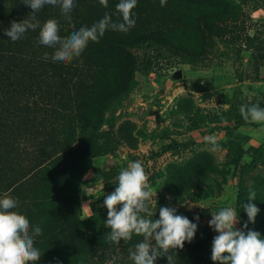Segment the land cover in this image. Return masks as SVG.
<instances>
[{"label": "rangeland", "instance_id": "rangeland-1", "mask_svg": "<svg viewBox=\"0 0 264 264\" xmlns=\"http://www.w3.org/2000/svg\"><path fill=\"white\" fill-rule=\"evenodd\" d=\"M149 4L138 6L134 15L146 11L141 25L154 22L163 33L141 49L126 93L104 102L102 89L92 96L93 106L83 114L92 134L84 137L77 154L68 153L76 137L66 131L73 125L66 109L52 118L47 134L31 126L22 132L19 125L14 129L18 136L8 141L0 136V198L6 193L15 198L14 210L42 228L35 247L43 263L53 264L59 250L53 238L61 234L57 225L65 220L66 198L74 197L70 204L78 207L79 218L93 217L96 234L106 237L110 229L103 200L118 186L121 168L136 160L156 190L153 220L159 219L161 206L172 207L197 223L196 233L203 231L204 253L195 263L214 264L211 244L217 233L208 222L233 196L237 227L243 228V205L249 191L256 192L252 203L260 211L248 229L264 238V125L245 122L239 112L241 105L264 108V0ZM109 65L100 83L116 80L121 68L116 62ZM210 135L222 151L209 150L205 138ZM23 138L25 149L17 145Z\"/></svg>", "mask_w": 264, "mask_h": 264}, {"label": "trees", "instance_id": "trees-1", "mask_svg": "<svg viewBox=\"0 0 264 264\" xmlns=\"http://www.w3.org/2000/svg\"><path fill=\"white\" fill-rule=\"evenodd\" d=\"M153 1L149 0L150 6ZM74 3L75 7L70 13L71 24L66 21L59 6H44L37 19L41 25L48 19L58 20L61 37L70 36L81 27H90L106 12L111 14L114 22H122L120 14L113 10L119 0H108L107 8L99 0H74ZM144 3L147 0H137L133 11ZM159 3L161 0H155L154 5L160 8ZM31 12L30 7L22 4L21 0H0V136L7 141L10 137L18 136L20 131L14 132V129L19 125L24 128L22 132L27 133L31 126L38 128L40 135L47 134V129L52 128V118H57L60 111L66 109L65 117L73 120V125L69 124L70 128L66 131L69 130V134L73 131L76 137L73 144L68 145V153L69 156L77 154L84 137L92 134L89 119L83 116L84 110L93 106L92 96L102 89L107 95L105 100L103 98L104 102L108 96L116 98L126 93L131 88L141 49L163 32L154 22L141 25L143 14L147 12L139 11L133 15L136 17L135 26L127 33L107 30L99 42H89L81 56L72 62H54L51 56L55 49L39 43V29L29 30L15 42L4 35V29L9 28L12 21L30 19ZM148 17L151 20L153 15L148 12ZM111 62H116L121 68L116 80L110 84H106V81L100 83L99 75L110 69ZM19 144L25 149L27 140L23 138L17 141ZM66 199L61 211V216H66L65 220L57 225L61 234L53 238V245L59 247L51 259L53 264H107L113 257L117 258L115 264H133L129 259V249H134L135 244L143 240L142 236L133 235L131 240L121 241L118 246L108 242L106 237L101 238L96 234L92 227L93 217L79 218L78 207L70 204L74 197ZM202 233V230L197 232L192 242L186 241L183 249L176 250V256L172 250L173 264H197L195 260L201 259L204 253L206 239L201 236ZM44 263L42 259L36 262ZM154 264H168V261L166 257H158Z\"/></svg>", "mask_w": 264, "mask_h": 264}, {"label": "clouds", "instance_id": "clouds-1", "mask_svg": "<svg viewBox=\"0 0 264 264\" xmlns=\"http://www.w3.org/2000/svg\"><path fill=\"white\" fill-rule=\"evenodd\" d=\"M32 10L31 18L20 22L12 21L10 27L4 29L11 41L21 39L29 30L39 29V43L54 48L51 59L55 62L70 63L81 56L89 42H99L107 30L127 33L135 26L133 9L137 0H119L116 10L122 22H114L110 13L106 12L102 19L90 27H81L70 36L61 37L60 27L56 19H48L42 25L37 14L46 5L59 6L62 15L71 24V15L75 7L74 0H21ZM107 8L108 0H99ZM166 0H161L163 6ZM72 27H75L72 25ZM47 54L45 59H47ZM240 115L245 122L264 125V108L258 104L241 105ZM264 139V130L260 137ZM213 153L222 151L215 135L205 138ZM250 162L251 157H245ZM115 190L106 195L103 205L107 209L105 226L110 229L106 240L117 246L121 241H129L133 235L142 236L143 240L129 249V259L133 264H154L158 257H166L168 264H173L174 250L183 249L185 242H192L197 231V223L186 216L178 215L175 208H159V219L153 220L156 211V190L149 183L142 161L130 162L121 168ZM232 203L211 213L208 224L217 233L212 239L211 260L214 264H264V238L258 231L248 229L249 223H255L260 209L252 203L256 192L250 190L248 203L243 205L247 222L238 228L239 216ZM155 205V210L150 205ZM117 205H120L117 208ZM18 201L7 193L0 198V264H36L43 253L35 247L36 237L42 234L40 226L32 227L28 218L15 211ZM196 221L199 216L194 217ZM247 230V231H245ZM113 257L107 264H115Z\"/></svg>", "mask_w": 264, "mask_h": 264}]
</instances>
